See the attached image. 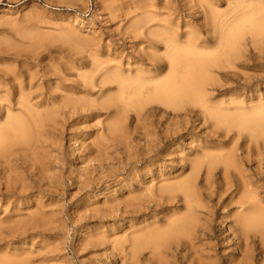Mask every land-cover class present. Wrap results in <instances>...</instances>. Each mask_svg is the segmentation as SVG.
I'll use <instances>...</instances> for the list:
<instances>
[{
    "label": "rangeland",
    "instance_id": "rangeland-1",
    "mask_svg": "<svg viewBox=\"0 0 264 264\" xmlns=\"http://www.w3.org/2000/svg\"><path fill=\"white\" fill-rule=\"evenodd\" d=\"M260 1L0 0V131L22 114L19 103L24 98L34 113L57 111L41 125L38 141L19 143L0 162V217L28 212L26 204L39 201L52 215L63 211L62 232L19 243L14 246L18 253L31 254L34 264H206L201 258H215V252L204 242L196 244L197 252L189 259L175 252V241L159 252L141 246L143 242L139 248L135 244L147 230H161L175 213L186 212L183 196L173 202L161 198L160 185L181 181L200 162L204 164L196 183L204 194V161L210 153H234L236 165L254 183L258 205L264 207V139L257 144L234 125L238 117L264 118L263 37L245 35L230 62L208 69L204 104L186 99L178 112L158 104L147 108L149 114L128 110L119 134L105 132L114 113L72 117L60 107L62 99L73 96L94 102L117 96L114 82L101 95V79L152 70L147 56L168 63L169 38L178 50L191 42L197 51L217 52L226 23L243 6ZM34 42L40 45L29 49ZM85 80L89 94L82 88ZM227 119L234 122L217 123ZM158 142L162 149L153 155ZM223 172L219 166L213 184L222 185ZM21 185L26 188L18 189ZM7 189L18 195H5ZM238 195L211 217L212 248L219 264H264L262 234L252 232L248 245H239L229 230L240 213Z\"/></svg>",
    "mask_w": 264,
    "mask_h": 264
},
{
    "label": "bare ground",
    "instance_id": "bare-ground-1",
    "mask_svg": "<svg viewBox=\"0 0 264 264\" xmlns=\"http://www.w3.org/2000/svg\"><path fill=\"white\" fill-rule=\"evenodd\" d=\"M235 12L237 11L235 10ZM226 19L223 20L225 21ZM231 20L228 22L235 24L229 25L227 22V30L224 27L223 30H225L223 32L221 31L222 33L219 32L221 36L216 46V50H218L217 52L210 53L211 51H197L192 48L193 43L191 42H189L185 48L183 47L178 50L177 46L175 45L176 41L169 38L167 42L171 44L172 50L167 55L168 63L161 61L156 56H147L152 70L147 72L137 71L133 77L128 74L127 77L117 74L113 76L112 79L107 76L101 79L99 82L101 85V95H104V93L107 91L106 85L110 82H114L118 85L117 96L95 102L94 100H87V98H79V96L76 98V96H73L71 98L62 99V103H59L60 107L62 109H68V115L72 117H74V115L80 117L83 112L98 116L101 115L102 111L108 112L109 115L114 113L113 121L110 120L112 122L110 124L108 123L109 126L105 131L114 135L115 133L117 134L122 128H120V126L123 122H121V120L124 118V113H127L130 110H132L133 113L146 111V113L149 114L150 110H147V108L154 104H158L161 105V107H165L166 109H172L173 112H178L184 108L186 99H189L190 102L195 104L197 103V106L199 103L204 104L206 97V94L204 97V92L206 90V85H208L207 83L209 78V75L207 74L208 69L210 67L216 68L220 66V64L229 61V59L237 53V48L241 44L240 41L245 35L250 34L253 36L252 38H264V0H261L254 5L251 4L247 7L243 6L239 13H235L233 15L232 22ZM221 25H224V23ZM28 39L31 41V38ZM37 39L38 38H36V40ZM38 40L41 41L40 38ZM253 40L255 41V39ZM36 42L39 43V41ZM36 42H34L33 45L38 44ZM0 43V45H4L3 40L2 42L0 41ZM168 43H166V46ZM39 45L40 44H38V46ZM35 46L37 45H34L33 47L30 44L29 49H34ZM168 50L170 51V48ZM165 56L166 55H164V57ZM89 86L90 85L86 83L85 80L82 88L85 89L84 92L86 94L91 92L88 89ZM19 104L22 107V114L19 117H12L9 119L6 130L0 131L1 163L7 161L9 154L19 143L32 144L35 141H38L40 134L39 129L41 125L45 121L53 119L57 112L56 110H49L44 114L34 113L32 107L27 104V99L25 98ZM199 107L201 108V106ZM203 111L205 112V109H203ZM63 114H66V112L64 111ZM234 118L235 116L232 119ZM238 118L240 119H237L238 121L236 122H234L232 119H227L229 121L226 120L225 122H222L219 120L220 122L217 123L225 124L233 121L235 127L246 132L249 138L255 143L258 144L259 139H264V118H261V115H253L244 119H241V117ZM171 133L173 135L178 134L177 130L174 128L171 129ZM161 143L162 142L155 143L153 151L150 153L153 155L159 153V151L162 149ZM210 155L211 153L208 157L205 156V161L203 160L206 162V176L204 175L206 186L203 189L204 194L203 191L199 189L200 186L198 188L196 183L198 178L197 176L199 175L198 173L200 169H203L202 165L204 164H201L200 162L195 163L191 175L187 176L186 178L182 177L184 179H180L181 181L177 179L179 182H175L174 185L173 181L165 183L172 185H166L164 187L162 185L159 186L161 189L158 193L161 195V198L165 197V199L169 200L170 202L176 200L178 201L179 194H181L183 196L186 212L185 214L182 213L183 215L175 213L176 215L171 218V221L169 219L167 225L163 229L161 228V230H156L155 227V231L147 230L145 233L143 231L144 234H140L142 237L138 243L135 244L137 240L134 241L132 239V241H134L133 243L138 248L143 242L141 246H146V248L149 247L159 252V250L166 249V247H168L172 241H175V252H184L185 258L189 259L197 252L199 246H196V244L199 242H204L206 245H210L208 248L214 250L215 254L213 256H215V258H211V255H206L201 258V260L208 261L206 264H217L218 259L216 258V255L218 252L216 249L212 248L211 244V240L214 236L212 224L210 223L212 220L211 217L217 213V210H224L228 207L229 203H234V199L232 201L230 199H232L236 192L240 193V195H238L239 197L237 201L235 202L240 207V213L234 217L235 225L229 229L231 231V235L239 241V245L244 243L248 245V239L251 237L252 232L262 234L263 236L261 237L264 238V207H260L258 205L259 203L257 200V193L255 191L254 183L250 180H247L245 177V172L238 168L234 161V153L230 155L224 154L225 156L222 157L219 155L216 156L215 154H213L215 156ZM196 161H198V159H196ZM219 166H222L224 171V177L219 178L222 185L218 183L213 184L214 181L212 182V178L216 175L215 172L219 169ZM3 167H6V165H3ZM25 188L26 187L24 185H21L18 189L24 190ZM148 190H150V188ZM146 193L147 192L145 191L144 194L146 195ZM150 193L152 194V192ZM15 194L18 195L15 189L5 190V195L7 196ZM150 199H152V197ZM205 200H207L206 203L204 202ZM51 205H53V203ZM26 207L28 212H24L23 214L6 215L4 217H0V264H34L33 256L31 254H20L18 253L19 249H15L14 246L19 243L20 245L31 244L36 236L48 235L54 230L62 232V209L59 210L60 216L57 217L56 215H52L49 213V211L45 210L47 205L42 201L37 203H28L26 204ZM34 208L37 210H34ZM54 217H56V219H54ZM152 230L154 229L152 228ZM140 235L138 234V236ZM26 240H28V242L21 243L22 241Z\"/></svg>",
    "mask_w": 264,
    "mask_h": 264
}]
</instances>
